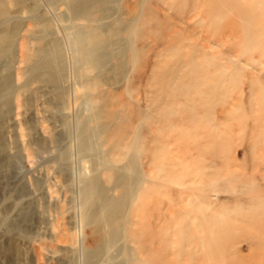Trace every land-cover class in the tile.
Masks as SVG:
<instances>
[{
  "label": "rangeland",
  "instance_id": "obj_1",
  "mask_svg": "<svg viewBox=\"0 0 264 264\" xmlns=\"http://www.w3.org/2000/svg\"><path fill=\"white\" fill-rule=\"evenodd\" d=\"M2 1L0 35L13 41L0 48V264H85L82 216L94 183L117 196L113 172L136 187L123 233L94 264L122 263L126 246L137 264H264V0H110L87 21L65 0ZM132 21L138 36H112ZM76 27L111 41L99 68L73 62ZM54 38L57 85L32 68ZM93 103L92 125L108 129L82 155ZM135 134L138 175L122 169Z\"/></svg>",
  "mask_w": 264,
  "mask_h": 264
},
{
  "label": "bare ground",
  "instance_id": "obj_2",
  "mask_svg": "<svg viewBox=\"0 0 264 264\" xmlns=\"http://www.w3.org/2000/svg\"><path fill=\"white\" fill-rule=\"evenodd\" d=\"M11 1L14 5H17L21 3L22 0H11ZM108 1L110 0H65V3H66V10L69 13V17L71 19H75L77 21L79 20L87 21L92 11L95 8H98V7L101 8ZM7 16H8V12H6L4 2L2 1L0 2V18L6 20L5 18ZM132 25H133V21L129 22L128 24H126V27L123 28V31H121L122 28L119 29L117 27L112 32V36L118 37L119 35L121 36L122 33L124 34L128 33L129 35H132V36L137 35V34H134V32L132 31L131 29L133 27ZM136 39L138 38L136 37ZM133 40L134 38H132L131 42ZM12 41H13V33L10 32L9 30L4 31L0 35V48H4L10 45ZM59 44L60 42L58 43L57 41H55V38H54V41H51L49 44L50 51H48L49 48L47 47L48 53L47 51L45 52L44 50L43 52L42 50V52L38 51L36 52L37 54L33 56V62H34V67H32L33 70H37V71L40 70L44 72L45 73L44 76L47 78L48 82L54 85H57L56 83L58 79H57L56 72L60 71L59 69L61 68V64H62L61 63L62 59L60 58L61 53H62L61 52L62 45L60 48ZM67 44H69V47L67 45V48L70 49V50L68 49V51H70L71 54L74 57H76V59H74L73 62H78V63L80 62L82 64L88 65L91 69H97L101 65V60L105 58L104 55L107 50L106 47L108 45L109 46L111 45V41L109 39H105L101 37L98 34L96 28L94 27H90V28L89 27L88 28L76 27L73 30V32L70 34L69 43ZM130 55L132 56V58H135L138 55V53L136 50L132 49L130 51ZM2 87H3V84H2ZM157 88L159 89V92H160L161 90L160 81L157 83ZM119 115L120 114H118L117 112L110 111L103 117L104 118L113 117L114 123L112 126L114 127V129L115 128L118 129L120 125L122 124V119L120 118L121 115L120 116ZM100 117H102L101 106L94 104L92 115H90L88 118H84V119L82 118L79 121L78 123L79 140L77 138V144H78L77 147L79 150V154L89 155V153L94 152L95 148H94V145L91 143V139L92 137L95 136L96 134L95 131L98 130V134H104L106 130L108 129V127L106 126L102 127L100 125L98 126L92 125V123L96 121L97 119H99ZM83 132L87 134L84 135ZM139 144H140V138L137 134H135L129 146L126 148L128 150L132 149L136 151L129 155V157L127 158L125 162V165L122 167L124 171L126 172L130 171L131 174L134 173L136 175H138V172L136 170L137 169L136 168V163H137L136 153L137 151L139 152V150H142L140 149L141 146H139L138 148ZM122 173L113 172L112 174H110L109 184L111 185V187H113L117 191V196L114 198L105 196L104 189L102 187H99L97 183L93 184L94 189L92 190L93 192L91 196L93 199L97 200L95 204L96 207L94 208L92 213H85L82 216V224L84 225L92 224L93 225L92 230H91V234L93 237L92 244H91L92 247L91 246H90L91 248L86 247L87 249L84 248L85 249L84 253H82L83 254L82 257H83L85 264H92L94 261H101L100 259L102 258V256L107 254L108 250L111 249L110 246L115 244L119 235L123 233V229H124L123 225L125 223V214H126V212H124L125 211L124 208H126L127 205L131 203L130 202L128 204V202L130 201L133 195L132 191H134L136 187L137 179L136 180L131 179L127 181L125 178H121L122 175H124ZM132 178H135V177H132ZM103 232H104V235L103 234L100 235ZM129 234H130L129 242H133L132 238L135 236V234L133 233H129ZM126 247L124 249L122 248L123 249L122 254L124 256V261L122 263L120 262V264H137L135 258L133 257L131 249H129V246L127 248ZM82 252H83V249H82ZM112 261L113 260H111V262ZM108 262H110V260ZM104 263L106 264V261Z\"/></svg>",
  "mask_w": 264,
  "mask_h": 264
}]
</instances>
